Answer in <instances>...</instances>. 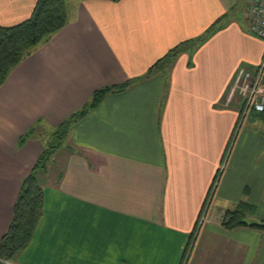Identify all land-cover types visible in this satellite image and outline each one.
<instances>
[{"label": "crops", "instance_id": "obj_1", "mask_svg": "<svg viewBox=\"0 0 264 264\" xmlns=\"http://www.w3.org/2000/svg\"><path fill=\"white\" fill-rule=\"evenodd\" d=\"M37 1L0 0V26L28 20ZM245 3L66 0V25L0 87V240L62 121L221 24L71 126L54 164L35 172L44 214L8 264H264V229L223 225L242 204L264 221V120L239 127L238 72L264 56V39L239 18Z\"/></svg>", "mask_w": 264, "mask_h": 264}, {"label": "trees", "instance_id": "obj_2", "mask_svg": "<svg viewBox=\"0 0 264 264\" xmlns=\"http://www.w3.org/2000/svg\"><path fill=\"white\" fill-rule=\"evenodd\" d=\"M67 22L66 0H38L32 16L28 20L11 27L0 26V87L17 65L29 56L38 45L48 41L52 35L61 30ZM220 24L221 21L194 41L206 39ZM194 41L189 40L171 49L143 76L98 89L83 109L71 114L55 128L51 134V140L46 141L45 148L32 171L22 181L11 223L0 240V264L11 262L31 243L39 221L44 214V188L39 184L35 172L38 169L46 170L48 168L51 157L64 145L71 126L88 115L92 109L98 107L109 94L124 91L147 77L165 72L172 65L177 55L181 51L190 49L195 43ZM257 113L264 120V111ZM29 136L30 132L26 133L21 142L24 143V138ZM249 209L252 208L242 204L234 210L227 211L223 225L228 229L246 225L264 229V221L259 220L250 223L246 220Z\"/></svg>", "mask_w": 264, "mask_h": 264}, {"label": "built area", "instance_id": "obj_3", "mask_svg": "<svg viewBox=\"0 0 264 264\" xmlns=\"http://www.w3.org/2000/svg\"><path fill=\"white\" fill-rule=\"evenodd\" d=\"M244 13L249 22V30L257 37L264 39V0H246ZM237 92L242 96L244 109L243 119L247 111H264V56L255 72L240 69L237 76ZM205 213L199 223L203 222Z\"/></svg>", "mask_w": 264, "mask_h": 264}, {"label": "rangeland", "instance_id": "obj_4", "mask_svg": "<svg viewBox=\"0 0 264 264\" xmlns=\"http://www.w3.org/2000/svg\"><path fill=\"white\" fill-rule=\"evenodd\" d=\"M244 2H245V0H244ZM246 4V3H245ZM239 18H241V19H247V16L245 15V13L243 12V10H241V12L239 13ZM246 22V21H245ZM247 23V22H246ZM238 95H240L239 94V92H238ZM242 97V96H241ZM253 119V120H260V121H262L263 119L260 117V115L257 113V112H255V111H253V109L252 110H250L249 112L247 111V114H246V116L242 119L241 118V121L239 122V127L241 126V125H243V126H245L246 125V123H247V125L249 124V122H250V119ZM243 120V121H242ZM36 126V125H35ZM34 126V127H35ZM259 126V125H258ZM239 127H238V129H239ZM260 128H261V126H259ZM32 131H34V129L32 130ZM41 133H43V129L42 128H40V127H36V129H35V133H34V136L33 137H37V136H40L41 135ZM30 135H32V134H30ZM40 139V138H39ZM24 140L25 141H28L29 140V137H25L24 138ZM41 140V139H40ZM47 140H48V142L51 140L50 138H47ZM64 144H65V142H64ZM58 151L56 152V154H54L52 157H51V159L49 160V163H48V165H49V167H51L53 164H54V160L57 158V156H58ZM56 165V164H55ZM55 167H57V166H55ZM247 218H246V220L247 221H250V222H255V219L254 218H250L248 215L246 216ZM256 221H259V220H256Z\"/></svg>", "mask_w": 264, "mask_h": 264}]
</instances>
